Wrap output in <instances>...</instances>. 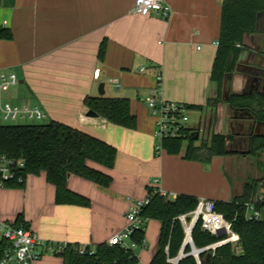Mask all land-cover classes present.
<instances>
[{
	"label": "crops",
	"instance_id": "obj_1",
	"mask_svg": "<svg viewBox=\"0 0 264 264\" xmlns=\"http://www.w3.org/2000/svg\"><path fill=\"white\" fill-rule=\"evenodd\" d=\"M166 1L172 8L169 18L131 13L135 0H0V27L13 34L11 40L0 39V72L21 75L7 90L24 84V98L34 100L47 119L81 128L117 148L113 168L89 162L111 175L110 186L76 175L68 179L69 189L88 198L89 206L57 203L56 188L42 172L28 175L24 188L0 187V220L14 222L22 213L48 242L94 247L127 226L131 204L146 198L148 187L171 198L189 194L231 201L247 180L263 176V153L246 150L249 136L262 133L264 125L257 123L252 132L254 121L241 119L229 98L264 99V12L238 44L239 57L225 75L222 100L214 107L208 101L218 90L212 72L223 0ZM101 82L105 96L129 99L136 129L87 115L85 98L101 96ZM152 89H158L159 98L201 106L192 109L199 113L198 122L190 125L199 132L196 144L213 133L231 134L229 152L209 162L188 159L186 147L178 154L157 153V115L145 101ZM5 95L15 103L10 92ZM240 139L245 140L243 148H234L232 143ZM160 233L161 223L148 220L145 245L134 250L140 264H151ZM36 264H63V258L45 252Z\"/></svg>",
	"mask_w": 264,
	"mask_h": 264
},
{
	"label": "trees",
	"instance_id": "obj_2",
	"mask_svg": "<svg viewBox=\"0 0 264 264\" xmlns=\"http://www.w3.org/2000/svg\"><path fill=\"white\" fill-rule=\"evenodd\" d=\"M264 12V0H223L221 16V33L219 49L213 65L212 79L217 82L216 98L208 101L214 107L222 100L224 77L237 61L240 54L238 44L242 43L246 32L255 29L257 17ZM0 39H13L10 29L0 27ZM104 54V46L100 48L99 56ZM86 107L94 110L99 116L110 123L129 129H136L137 116L132 113L128 98L111 96H88L84 101ZM229 104L232 107L251 108L257 114V120L264 123V99L230 95ZM191 109H201V106L189 105ZM197 130L187 127L181 138L166 139L164 149L171 154L180 153L186 147V157L191 160L209 162L214 155L227 154L231 134L213 133L210 139H204L196 144ZM187 144L185 145V143ZM263 153L264 168V135L251 136L248 154ZM0 154L14 158H23L25 167L20 175L22 180L12 179L5 187L24 188L28 175H38L45 172L48 182L56 188V202L59 204L90 205L85 196L73 192L68 187L70 175H76L90 180L101 187H108L113 181L110 174L90 166L95 162L111 169L115 166L117 148L81 128L62 121L50 120L48 123L0 124ZM264 188V176L247 180L242 192L231 201H216L217 210L222 212L232 223L233 231L240 236L238 245L227 243L218 246L214 251L201 252V264H264V201H256V195ZM150 200L141 211L146 219H155L161 223V233L156 254L151 264H171L168 259L176 258L183 246L185 229L179 219L196 208L199 199L189 194H179L171 198L159 188L148 187ZM253 202L262 212L261 219L246 218V203ZM14 224L29 228L22 213L18 214ZM144 228L137 229L131 235V240L138 246L145 245ZM196 248H203L216 243L226 235H213L204 230L201 222H197L191 232ZM79 244L69 243L57 255L63 258V264H140L134 249L123 246H109L101 243L94 247L86 246L84 254L76 251ZM7 247L6 241H0V259ZM94 248V254L89 251ZM190 252V246L184 249ZM177 264H198L193 255L182 257Z\"/></svg>",
	"mask_w": 264,
	"mask_h": 264
},
{
	"label": "built area",
	"instance_id": "obj_3",
	"mask_svg": "<svg viewBox=\"0 0 264 264\" xmlns=\"http://www.w3.org/2000/svg\"><path fill=\"white\" fill-rule=\"evenodd\" d=\"M130 12L142 16L155 13L163 18H169L172 8L166 0H135V4ZM99 76L100 69H96L94 77L98 79ZM157 79L160 80L161 76ZM18 81V77L14 72H0V115L5 120L45 119L47 115L38 105L20 107L7 99L5 91L8 87L17 85ZM145 101L153 113L157 115L155 132L157 144L155 149L157 153H160L164 150V140L182 137L183 129L190 126L192 109L185 102L159 98L158 89H152L146 96ZM195 131L197 130L195 129L193 132ZM24 167L25 160L23 158H14L0 154V187H5L6 182L12 179L18 178L21 181L22 177L20 173ZM149 200L150 196L147 195L146 198L137 200L131 204L126 215L127 226L109 238V246L120 245L127 249L138 247V244L131 240V235L135 230L144 228L147 224V220L141 216V211L148 204ZM255 200L259 202L264 201V193H257ZM262 216V212L255 207L253 202L246 203L247 219H261ZM189 218L188 220L187 215L179 216L184 226L185 234L190 236V240L188 241L189 246L192 240V227L199 221L202 228L211 234L226 235L225 238L212 245L199 248V254L208 250L214 251L218 246L227 243L238 245L240 242V236L233 231L232 223L226 219L222 212L217 210L216 201L213 199H199L196 208L189 214ZM189 228L190 232L188 231ZM0 240H4L7 243V247L0 259V264H36L45 252H62L69 244L67 242H48L31 227H18L14 222L7 220H0ZM75 249L80 254L88 251L84 245H80ZM94 252V248L89 251L90 254H94ZM184 254L186 253L184 252ZM199 254L195 255V257L201 263ZM168 261L171 264H177L175 258H169Z\"/></svg>",
	"mask_w": 264,
	"mask_h": 264
},
{
	"label": "rangeland",
	"instance_id": "obj_4",
	"mask_svg": "<svg viewBox=\"0 0 264 264\" xmlns=\"http://www.w3.org/2000/svg\"><path fill=\"white\" fill-rule=\"evenodd\" d=\"M20 76H21L20 74L17 76L18 80H20V78H21ZM23 86H24V84L23 85H18L16 88H14V87L9 88L10 91L6 90L5 92L6 93L10 92L13 95V97H15V99H16V100L14 99L15 103H20V104H16V105H19L20 107H23V106H34L36 104V102H34V100L30 101V100H27L26 98H24L26 96V94H28V93H27V91L25 89H21V88H23ZM23 90H25V91H23ZM96 92L97 91L94 90V94H96ZM16 95L18 96V98H16ZM108 96H111V94L108 95ZM11 100L13 101L12 98H11ZM25 103H27V104H25ZM149 109H150V107H149ZM198 118H199V113L197 111H193L192 110V112L190 114V125H195L198 122ZM49 121L50 120L47 119V118L40 119V120H31V119L30 120L29 119L5 120L0 115V124H23V123H40V124H42V123H48ZM238 175L239 174L237 172H233L232 171V176L235 178V180L238 179V177H239ZM261 191L264 193V188H261ZM139 248H140V246L136 247L134 250L139 249ZM195 258H197V257H195Z\"/></svg>",
	"mask_w": 264,
	"mask_h": 264
},
{
	"label": "water",
	"instance_id": "obj_5",
	"mask_svg": "<svg viewBox=\"0 0 264 264\" xmlns=\"http://www.w3.org/2000/svg\"><path fill=\"white\" fill-rule=\"evenodd\" d=\"M98 91H99V94L100 95H104L105 94V83L104 82H101L99 84ZM232 108L234 109L235 112H237V113L240 114V118L241 119H244V120H247L248 119V120H253L254 121L255 125L252 124V129L256 126L257 123H260L257 120V114H256V112L253 111L251 108H244V107H232ZM87 115L88 116H91V117H97V116H99L97 112H95L94 110H91V109L88 110ZM199 128H201L200 125H199ZM253 130H252V132H253ZM196 138H199V132L198 131H197V134H196ZM227 152H229V150H227ZM193 228H194V226L192 227V229ZM191 232H192V230H191ZM187 237H188V235L186 234L185 235V239H184V243H183V246H182V248H181V250L179 252V255L175 258L176 261H177V263L184 256H187V255H193V256H195V255L199 254V252H200L199 248H196V246L193 243V240H191V242H190V248H191L190 249V252H188V253H186V254L183 255L184 249L189 244L187 242ZM193 247H194L195 250L193 249Z\"/></svg>",
	"mask_w": 264,
	"mask_h": 264
},
{
	"label": "flooded vegetation",
	"instance_id": "obj_6",
	"mask_svg": "<svg viewBox=\"0 0 264 264\" xmlns=\"http://www.w3.org/2000/svg\"><path fill=\"white\" fill-rule=\"evenodd\" d=\"M260 122V121H259ZM261 124H263L264 125V123L263 122H260ZM253 132H254V130H253ZM254 135H257V136H259V135H264V131L262 132V133H253V134H251L250 136H249V140H248V150H249V146H250V140H251V136H254ZM244 144H245V140H243V139H240V140H236V141H234L233 143H232V146L234 147V148H243V146H244ZM248 150H246V151H248ZM248 154V153H247ZM263 173H264V171H263ZM263 176H264V174H263ZM262 176V177H263ZM261 178V177H260ZM253 179H258V178H253Z\"/></svg>",
	"mask_w": 264,
	"mask_h": 264
},
{
	"label": "bare ground",
	"instance_id": "obj_7",
	"mask_svg": "<svg viewBox=\"0 0 264 264\" xmlns=\"http://www.w3.org/2000/svg\"><path fill=\"white\" fill-rule=\"evenodd\" d=\"M188 231L190 232V228L188 229ZM190 240V236L187 237V242Z\"/></svg>",
	"mask_w": 264,
	"mask_h": 264
}]
</instances>
